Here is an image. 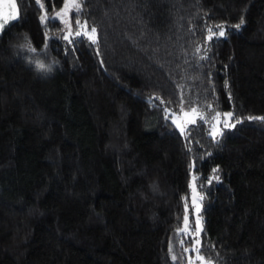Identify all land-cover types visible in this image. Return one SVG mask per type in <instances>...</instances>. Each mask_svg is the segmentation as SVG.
Segmentation results:
<instances>
[{"label": "trees", "instance_id": "trees-1", "mask_svg": "<svg viewBox=\"0 0 264 264\" xmlns=\"http://www.w3.org/2000/svg\"><path fill=\"white\" fill-rule=\"evenodd\" d=\"M40 1L0 30V264H185L193 176L200 254L264 264V0H79L97 42L74 47L40 19L63 0ZM181 97L235 127L181 133Z\"/></svg>", "mask_w": 264, "mask_h": 264}, {"label": "snow or ice", "instance_id": "snow-or-ice-1", "mask_svg": "<svg viewBox=\"0 0 264 264\" xmlns=\"http://www.w3.org/2000/svg\"><path fill=\"white\" fill-rule=\"evenodd\" d=\"M38 4H40V7L43 8V4L40 3V0H36ZM8 4L10 6L11 12L10 13H3L0 12V30L4 29L7 24L12 21L19 18V8L17 5V0H0V6ZM81 9L82 5L79 2V0H64L63 7L60 9L59 12L55 14V16L49 17L47 13L45 15H42L40 17L41 21L46 20H54L57 18H60L63 20V27L61 30V36L59 38H62L63 41H65L69 45L75 46L76 43L81 42L82 38L86 39L90 44H95L97 42V29L96 27H91L90 30H88L87 21H84L83 24L79 19L75 21V30H73L72 20H71V12L75 11L76 15H81ZM64 17H68V19H64ZM243 19L241 20L240 24H243ZM240 24L235 25L236 28L240 27ZM225 25L223 24H217L213 26H208L206 28L207 35L205 37V44L204 47H197L196 53L200 54L203 51V55L200 56V59H206L207 58V52L209 50V45L211 42H213L215 39H218L219 37H224L226 35L225 32ZM46 41L47 39L55 38V37H49L48 33H45ZM27 40L28 38L25 37ZM22 47L27 48L29 52L36 53V48L31 45V42L29 41L27 44L22 45ZM48 50V43L46 42L43 46L42 51L46 52ZM35 67L37 71L39 72H45V71H51V65H46L40 60L35 61ZM155 99L160 100L161 104L164 103V101L160 97H155ZM183 97H181V105H180V112L183 113V116L186 118L185 123L182 124L179 119L175 118L176 113L172 112L171 109L165 108L164 111L166 113L165 119H172L173 124L180 129L181 133L185 132V126L186 125H195L197 123V118L199 120H205V117L201 114L198 115L197 108L192 107L188 111H185L183 107ZM211 108V105L208 106ZM214 111V110H213ZM167 113H171V116L167 115ZM223 116L227 118L223 123V128H231L235 127L234 124H230L227 121L234 118V114L232 112H226L223 113ZM220 117L221 113L215 112L213 116H211V121H215V123H211L209 135L213 137V139H216L217 136H220L223 134V130L219 128L217 125L220 123ZM248 119H261L264 120V117H258L253 118L249 117ZM236 123H240V120H236ZM191 151V149H189ZM191 168H195V162L193 161L192 165H190ZM213 173L215 174L218 170L213 169ZM197 177L193 176V182ZM216 179L218 180L219 177L217 175H213L212 178L208 179V183H212V180ZM193 194L195 196L196 188L195 184L192 185ZM187 197L184 198L185 200V215L183 217V227L177 229V234H183L184 236H187L189 239L182 241V245L184 243H191V248H184V252L189 253L188 256V264H212V261L210 259H206L203 255L200 253L203 251V247L201 245V240L199 239L200 233L203 231L201 226L199 225L198 220L195 221V233L193 234L192 229L189 227L190 221L187 214L188 211V204H187ZM193 207L194 210L198 213L199 207L195 204V198L193 200ZM171 251V247H170ZM172 260L175 262L177 260V257L175 255L172 256Z\"/></svg>", "mask_w": 264, "mask_h": 264}, {"label": "rangeland", "instance_id": "rangeland-1", "mask_svg": "<svg viewBox=\"0 0 264 264\" xmlns=\"http://www.w3.org/2000/svg\"><path fill=\"white\" fill-rule=\"evenodd\" d=\"M80 2V1H79ZM40 3H41V1H40ZM42 4V3H41ZM63 4H64V0H63V3H62V5H61V7L60 8H57V9H54L52 12H50V13H47V12H44L43 13V15H45V13H47V15L49 16V17H52V16H55V14L57 13V12H59L60 11V9L63 7ZM0 12H3V13H10L11 12V9H10V6L8 5V4H4V5H2V6H0ZM72 14H75V11H72L71 12V15ZM61 23H62V25H63V20H61L60 18H57ZM64 19L66 20V19H68V17H64ZM77 19H79L80 21H81V23L83 24V22L84 21H86V20H84V19H80V18H76V19H72V17H71V20H72V25H73V30H75V21L77 20ZM0 22H2V21H0ZM87 25H88V23H87ZM91 27H93V26H90V25H88V30H90V28ZM183 107H184V109H185V111H188L190 108H192V107H190L189 105H187V104H183ZM174 112V111H173ZM174 113H176V117L175 118H177V119H179L180 120V122L182 123V124H184L185 123V117L183 116V113H181L180 112V109L178 110V111H176V112H174ZM197 113H198V115H203L204 117H205V120H199L198 118H197V122H199V121H202V122H204V123H206V125L208 126V129H209V131H210V127H211V123H215V121H211V116H213V115H206V114H204V113H202V112H200V111H198L197 110ZM224 113H226V112H224ZM168 115L169 116H171V113H168ZM227 118H225L224 116H223V113H221V117H220V123L217 125L219 128H222L223 127V123H224V121L226 120ZM171 121H172V119H170ZM228 123H230V124H232V121H231V119L230 120H228L227 121ZM187 126H189V125H186L185 126V128L187 127ZM177 128V127H176ZM179 131H180V129L179 128H177ZM181 132V131H180ZM193 179H191L190 180V183H189V192H188V201H187V204H188V211H187V214H188V217H189V221H190V225H189V227L192 229V232H193V234L195 233V221H197L198 220V222H199V225L201 226V218H200V215H199V212H200V208H201V202H200V197H199V195H198V192H197V190H196V192H195V196H194V194H193V190H192V185H193ZM196 188V187H195ZM194 198H195V204L199 207V212L197 213L195 210H194V207H193V200H194ZM183 227V222H182V225H181V227L180 228H182ZM201 228H202V226H201ZM183 235V234H182ZM183 237H184V240H188L189 238L187 237V236H184L183 235ZM199 239H200V235H199ZM183 240V241H184ZM181 249H182V252L185 254V261H184V263L185 264H188V256H189V253H186V252H184V248H191L192 247V244L189 242V243H184L183 245H182V243H181ZM176 261H181L180 259H178L177 258V260Z\"/></svg>", "mask_w": 264, "mask_h": 264}]
</instances>
